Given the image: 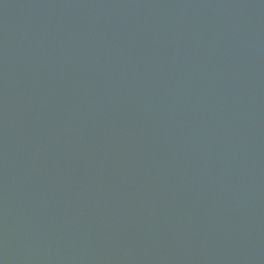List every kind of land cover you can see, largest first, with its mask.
<instances>
[{"label": "water", "instance_id": "water-1", "mask_svg": "<svg viewBox=\"0 0 264 264\" xmlns=\"http://www.w3.org/2000/svg\"><path fill=\"white\" fill-rule=\"evenodd\" d=\"M0 264H264V0H0Z\"/></svg>", "mask_w": 264, "mask_h": 264}]
</instances>
